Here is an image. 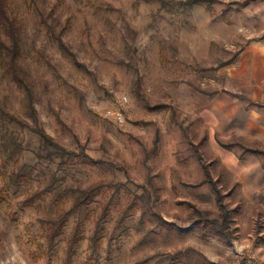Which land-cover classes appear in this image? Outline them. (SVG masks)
<instances>
[{"label": "rangeland", "instance_id": "1", "mask_svg": "<svg viewBox=\"0 0 264 264\" xmlns=\"http://www.w3.org/2000/svg\"><path fill=\"white\" fill-rule=\"evenodd\" d=\"M6 4L38 124L101 163L37 158L25 88L0 66V264H249L248 251L264 264L263 157L240 145L264 148V108L232 67L264 36V0ZM123 95L119 123L105 110ZM193 146L224 194L230 240L196 223L197 210L221 219ZM77 187L96 188L80 209Z\"/></svg>", "mask_w": 264, "mask_h": 264}, {"label": "trees", "instance_id": "2", "mask_svg": "<svg viewBox=\"0 0 264 264\" xmlns=\"http://www.w3.org/2000/svg\"><path fill=\"white\" fill-rule=\"evenodd\" d=\"M0 24L7 26V33L10 37V43L6 44L5 42L0 40V66H2L3 72L14 78L18 83H20L27 93V97L29 100V106L34 116V107L31 103L32 95L29 83L25 78V72L17 63V58L20 54V36H19V27L16 26V21L12 18L7 12V4L6 0H0ZM60 40V39H59ZM61 41V40H60ZM239 53V52H238ZM237 56V54H236ZM33 122L35 123V133L39 138V145L37 151L35 152V156L37 158L47 159L49 161L53 160L54 157H59V165L63 167L65 164L70 163L71 165L76 162L75 158H80L81 163H89L91 165H96L101 163V161L91 158L84 150L82 146L75 150L67 149L64 146L60 145L54 139L45 132V130L38 124L35 116L33 117ZM224 147L230 148L232 144H223ZM242 153H256L261 155L264 158V150L262 149H254L246 147L242 144ZM194 155L196 156L198 162L200 163L203 169V182L210 185L212 191L215 194L216 204L218 209L220 210V221L219 220H209L206 214L201 213L197 210V214L199 216V220L196 223H209V228H205L207 230L206 235H215L219 237H224L227 240L231 239V231L228 225L230 221L229 213L230 211L226 207L225 202L223 201V195L220 191V187L217 184V179L213 178L211 171L209 170L208 164L204 161L201 152L197 149V146H193ZM54 181L55 176H52ZM55 189V188H54ZM70 196L72 199V208L80 209L83 206H86L90 200L95 195L96 188L90 187L86 189L75 188L70 189ZM54 193H59L58 186L54 190ZM39 195V191L35 192L33 196L29 199H33L34 197ZM68 212H65L67 214ZM63 217V215H62ZM61 217V218H62ZM95 239V236H94Z\"/></svg>", "mask_w": 264, "mask_h": 264}, {"label": "crops", "instance_id": "3", "mask_svg": "<svg viewBox=\"0 0 264 264\" xmlns=\"http://www.w3.org/2000/svg\"><path fill=\"white\" fill-rule=\"evenodd\" d=\"M232 67L238 76L245 77L246 81L244 86L252 104L255 106L259 105L258 107L264 108V36L250 40L237 54ZM256 113L259 115V112ZM262 119H264V117H262ZM256 137L259 140L264 141V131H258L256 133ZM220 145L224 147L222 144ZM251 148L264 150V148L258 147ZM245 154L261 156L251 152ZM261 167L264 168V158L261 162ZM248 252L247 256L250 264V261H256L257 259L256 256H254L256 253L252 251L253 255H251Z\"/></svg>", "mask_w": 264, "mask_h": 264}, {"label": "built area", "instance_id": "4", "mask_svg": "<svg viewBox=\"0 0 264 264\" xmlns=\"http://www.w3.org/2000/svg\"><path fill=\"white\" fill-rule=\"evenodd\" d=\"M128 98L126 95L121 96L118 99V103L116 105L110 106L105 110V115L108 117H112L119 123H123L125 121L124 113L122 111L121 105L126 103ZM250 264H257L256 261H250Z\"/></svg>", "mask_w": 264, "mask_h": 264}]
</instances>
